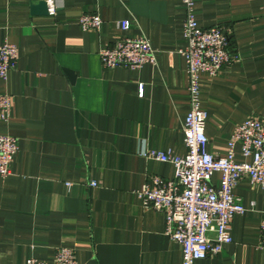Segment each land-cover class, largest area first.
I'll return each instance as SVG.
<instances>
[{
  "label": "crops",
  "instance_id": "0c3cea01",
  "mask_svg": "<svg viewBox=\"0 0 264 264\" xmlns=\"http://www.w3.org/2000/svg\"><path fill=\"white\" fill-rule=\"evenodd\" d=\"M39 1L0 0V43L17 46L15 67L0 78V93L12 98L0 134L18 142L9 174L0 176V264L27 257L53 264L61 246L74 250L78 264H181L164 215L143 206L135 191L151 175L174 176L172 163L143 151L186 150L188 78L178 51L185 45L183 1L54 0V14H32ZM194 9L199 26H230L239 55L214 76L200 74L207 151L222 155L234 126L264 118V0H194ZM86 13L98 14V30L79 27ZM125 19L129 27L121 29ZM138 36L149 40L154 65H101L102 48ZM234 158L249 160L238 146ZM211 182L218 185V172ZM233 193L246 210L231 220L232 241L193 264H264L258 248L264 186L243 178Z\"/></svg>",
  "mask_w": 264,
  "mask_h": 264
},
{
  "label": "built area",
  "instance_id": "2783aa9c",
  "mask_svg": "<svg viewBox=\"0 0 264 264\" xmlns=\"http://www.w3.org/2000/svg\"><path fill=\"white\" fill-rule=\"evenodd\" d=\"M185 14L182 22L184 47L178 51L184 57L187 73L189 109L182 122L185 153L172 155L170 151L145 150L149 158L170 162L174 176L164 179L151 175L135 191L145 207L164 215L165 233L181 246V264H193L195 260L215 256L224 244L232 241L230 223L237 214L245 212L241 199L233 193L237 182L246 178L251 184L264 186V118L246 117L234 126L224 154L207 151L208 139L204 127L206 112L201 108L200 74L214 76L224 66L239 59L238 52L230 45L231 28L225 24L199 26L195 18L194 0H182ZM47 13L54 14V0H45ZM78 24L82 30H98L101 19L98 14H81ZM121 29L129 27V20L118 22ZM100 63L105 68H140L143 64H155L154 50L147 38L121 37L99 51ZM17 46L4 40L0 43V78L6 79L16 65ZM143 92L139 86V95ZM12 98L0 93V120L11 114ZM249 160L236 161L235 147ZM18 150L17 138L0 134V176L9 174V166ZM219 173V183L211 182ZM89 186H95L91 180ZM253 206V204H252ZM212 235H209V234ZM258 248L264 251V211L259 223ZM53 264H78L70 247L55 249ZM21 264H47L27 257Z\"/></svg>",
  "mask_w": 264,
  "mask_h": 264
},
{
  "label": "water",
  "instance_id": "95a60500",
  "mask_svg": "<svg viewBox=\"0 0 264 264\" xmlns=\"http://www.w3.org/2000/svg\"><path fill=\"white\" fill-rule=\"evenodd\" d=\"M31 13L35 15H46L47 6L45 0L39 1L37 4H34L30 7ZM66 73L69 75L70 79H73V73L70 70H66Z\"/></svg>",
  "mask_w": 264,
  "mask_h": 264
}]
</instances>
